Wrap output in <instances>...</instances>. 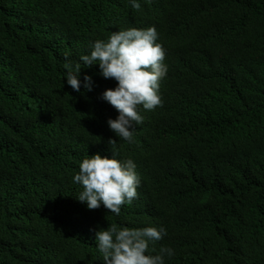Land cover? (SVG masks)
Here are the masks:
<instances>
[{
  "label": "trees",
  "instance_id": "obj_1",
  "mask_svg": "<svg viewBox=\"0 0 264 264\" xmlns=\"http://www.w3.org/2000/svg\"><path fill=\"white\" fill-rule=\"evenodd\" d=\"M0 0V264H103L95 233L164 226L166 264H264V0ZM154 26L169 71L131 142L107 120L114 79L65 65L112 32ZM132 159L138 197L87 209L86 154Z\"/></svg>",
  "mask_w": 264,
  "mask_h": 264
},
{
  "label": "clouds",
  "instance_id": "obj_2",
  "mask_svg": "<svg viewBox=\"0 0 264 264\" xmlns=\"http://www.w3.org/2000/svg\"><path fill=\"white\" fill-rule=\"evenodd\" d=\"M129 3L135 9L141 7L139 0ZM158 40L154 26L129 27L112 32L107 40L90 41L88 53L80 55L79 62L65 65L66 83L74 92L79 93L81 88L92 91L94 86L92 76L81 79V64L83 68L98 65L100 76L116 81L114 88L103 91L102 99L118 113L115 119L107 120V125L119 139L132 141L134 124L144 119L139 106L151 111L163 104L160 81L166 78L169 68L164 62L166 50ZM108 143L113 146L111 156L86 154L72 179L82 188L76 199L87 209L103 205L119 216L121 206L130 205L138 197L141 176L132 159L118 158L117 141L109 139ZM166 235L162 225L129 228L113 224L97 231L95 241L103 264H166V259L175 255L173 248L161 246L158 251L151 247Z\"/></svg>",
  "mask_w": 264,
  "mask_h": 264
}]
</instances>
